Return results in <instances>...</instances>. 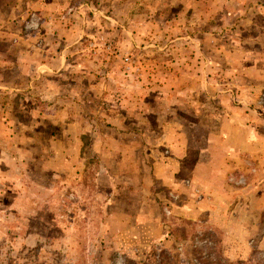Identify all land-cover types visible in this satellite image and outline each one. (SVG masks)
I'll use <instances>...</instances> for the list:
<instances>
[{
  "label": "rangeland",
  "instance_id": "1",
  "mask_svg": "<svg viewBox=\"0 0 264 264\" xmlns=\"http://www.w3.org/2000/svg\"><path fill=\"white\" fill-rule=\"evenodd\" d=\"M0 264H264V0H0Z\"/></svg>",
  "mask_w": 264,
  "mask_h": 264
},
{
  "label": "crops",
  "instance_id": "2",
  "mask_svg": "<svg viewBox=\"0 0 264 264\" xmlns=\"http://www.w3.org/2000/svg\"><path fill=\"white\" fill-rule=\"evenodd\" d=\"M42 65H44V63ZM34 105H35V103H34ZM31 112H33V111H31ZM40 112L41 111H38V113H33L34 117L39 116V113ZM83 166H85L84 163H83ZM103 170L108 175L109 171L107 169V166L106 167H103ZM160 177H161V174H160ZM162 178H163L162 180H163L164 184H166L168 186H174L173 185L174 181L171 179L170 176L162 177ZM112 193H113L112 190H109L108 191V189H107L106 190V197H108V195H112ZM219 195L226 196L224 193H219ZM109 199H110V196L107 198V201H109ZM106 205H108V202L106 203ZM229 209H230V207H229ZM204 210L205 209L202 208V207L194 208V207H187V205H185L184 207H182V206L179 207L178 206L177 207V214L182 215L181 216L182 218L181 219L178 218V219H179V221L180 220H186L187 223H189V224H192L195 221H201L200 219L204 218L205 216H208V214ZM171 211H173V210H171ZM183 218H185V219H183ZM206 220L208 222H211L209 219H206ZM234 220H235V218H234ZM205 222L206 221H204V223ZM217 225H218V228L221 230V233L223 232V234H226V235H227V233H230V232L226 231V230L229 229L228 228L229 224L227 222H225V221L222 220ZM168 226H169L168 232L172 236V238H173L174 241H178V240H182V239H186L187 238V237H182L181 238L180 236H178L177 233H175V231L173 229L174 225L170 224ZM169 234L166 233V235H169ZM231 240H233L232 236L231 237H227L226 236V238L223 239V246L222 247H223V252H224L223 254H224L225 257H228V258H241V257H243V256H245V255L248 254V253H246L247 251H244L243 249H241V250H237V249L230 250L228 248L229 247L228 246L229 245L228 243ZM243 252H245V253H243Z\"/></svg>",
  "mask_w": 264,
  "mask_h": 264
},
{
  "label": "trees",
  "instance_id": "3",
  "mask_svg": "<svg viewBox=\"0 0 264 264\" xmlns=\"http://www.w3.org/2000/svg\"><path fill=\"white\" fill-rule=\"evenodd\" d=\"M175 233H176V231H175Z\"/></svg>",
  "mask_w": 264,
  "mask_h": 264
}]
</instances>
